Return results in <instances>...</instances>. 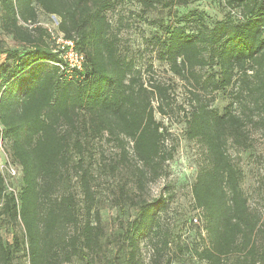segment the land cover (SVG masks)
Returning a JSON list of instances; mask_svg holds the SVG:
<instances>
[{"label":"trees","instance_id":"1","mask_svg":"<svg viewBox=\"0 0 264 264\" xmlns=\"http://www.w3.org/2000/svg\"><path fill=\"white\" fill-rule=\"evenodd\" d=\"M163 1L141 0L147 9ZM227 5L240 9L243 19L208 25L195 14L190 31L170 25L156 38L159 59L185 83L188 109L174 101L170 85L145 78L122 55L107 15L112 0H0L2 30L21 45L4 50L0 65V140L9 142L22 176L16 197L0 172V264H14L21 251L30 264L93 262L105 230L95 211L90 144L106 138L128 163L132 148L136 183L144 190L176 153L156 114L168 116L177 105L187 138L205 152L192 192L207 242L193 256L207 264H264L261 218L249 206L242 169L229 152L230 143L251 146L249 126L264 128V0ZM39 10L60 19V32L84 57L81 69L70 68L50 45ZM220 91L229 98L223 112L213 104ZM167 200L161 194L133 202L137 214L122 233L128 264H141L140 241L157 233Z\"/></svg>","mask_w":264,"mask_h":264},{"label":"rangeland","instance_id":"2","mask_svg":"<svg viewBox=\"0 0 264 264\" xmlns=\"http://www.w3.org/2000/svg\"><path fill=\"white\" fill-rule=\"evenodd\" d=\"M181 1L184 0H164L147 9L141 0H112V8L107 15L118 34L122 55L133 60L145 78H154L170 85L174 101L189 109L185 83L171 72L167 62L159 59L156 38H164V28L170 25L186 27L190 31L195 14H202L208 25L229 16L240 21L243 16L240 9L230 8L227 0H187L185 4L179 3ZM1 14L0 10V65L7 58L4 50L21 48L12 35L2 30ZM59 21L58 17L39 10L38 25L48 29L50 45L62 51L63 34L59 30ZM228 102L227 93L220 91L214 94L213 104L221 112ZM154 105L157 106L156 101ZM179 105L168 116L156 114L168 131L169 143L176 146V153L166 163L165 174L157 180L149 181L144 190L136 183V163L132 148L131 162L128 163L121 161L120 148L106 138L90 144L87 164L95 175V211L100 215L105 236L101 250L93 262L75 259L69 264H128L122 233L123 225L133 220L137 214L138 206H134L133 202L152 200L161 194L168 198L167 206L158 214L157 233L143 236L140 241L141 264H207L199 261L192 253L193 249L202 248L207 242L204 221L200 211L195 209L192 192L205 152L198 142L187 138L185 115L179 110ZM249 133L252 143L250 147L242 148L230 143L229 152L242 169V188L251 210L261 218L264 236V128L249 126ZM10 163L14 165L10 144L0 140V172L12 187L19 190L22 176H10ZM72 185L81 196L75 177ZM10 232L11 227H6V238L10 236ZM166 240L170 243L167 247L164 245ZM14 264L30 262L21 251L16 253Z\"/></svg>","mask_w":264,"mask_h":264},{"label":"built area","instance_id":"3","mask_svg":"<svg viewBox=\"0 0 264 264\" xmlns=\"http://www.w3.org/2000/svg\"><path fill=\"white\" fill-rule=\"evenodd\" d=\"M63 39V50L62 52V56L65 60V62L67 63V65L70 68H82V64L84 61V57L83 55H81L80 53H78L75 49H74V43L73 41L70 40H66L64 38V36L62 37ZM2 141V140H1ZM2 145V143H1ZM9 174L10 176L13 177H17L21 174V168L17 165H13L12 163L9 164V168H8ZM6 181V189L8 192L13 193L16 197H17V190L11 186V184L7 181V179L5 178ZM3 204V200L0 199V207ZM197 221V219H196Z\"/></svg>","mask_w":264,"mask_h":264}]
</instances>
